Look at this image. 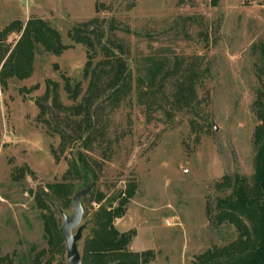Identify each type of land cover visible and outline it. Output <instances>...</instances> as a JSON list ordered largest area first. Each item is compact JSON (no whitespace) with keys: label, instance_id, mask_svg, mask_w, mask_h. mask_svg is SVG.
<instances>
[{"label":"rangeland","instance_id":"obj_1","mask_svg":"<svg viewBox=\"0 0 264 264\" xmlns=\"http://www.w3.org/2000/svg\"><path fill=\"white\" fill-rule=\"evenodd\" d=\"M94 18L115 28L132 82L116 106H93L80 145L71 138L83 115L70 108L89 83L87 50L67 34ZM33 22L46 28L27 43ZM0 48V73L10 57L0 76V264H67L61 214L71 216L72 197L87 187L80 256L97 210L123 198L112 226L133 235L127 250L147 260L140 264H200L236 240L235 223L216 216L240 180L252 184L264 140V0H0ZM153 62L162 69L141 95L137 79ZM66 81L81 84L77 100ZM78 151L94 184L68 179ZM58 184L67 191L53 193Z\"/></svg>","mask_w":264,"mask_h":264},{"label":"trees","instance_id":"obj_2","mask_svg":"<svg viewBox=\"0 0 264 264\" xmlns=\"http://www.w3.org/2000/svg\"><path fill=\"white\" fill-rule=\"evenodd\" d=\"M215 3H217V0H213V4ZM36 24L37 22H33L31 25H27L22 40L27 43L34 38L38 40L37 36L39 32H42L39 29H43L45 26L40 24L38 30H35L33 25ZM114 29L111 23L107 24L99 18H94L89 22L73 27L67 34L73 43L83 45L87 50L83 77L88 79L89 83L81 102L70 108L72 115L76 117L83 115L82 123H77L76 133L71 138V140H79L80 145H84L83 142L87 138L86 136L84 139V132L89 133L92 128L90 110L94 108L93 106L100 105L105 100L116 106L131 90L132 70L127 63V59L123 56L121 45L115 39H112ZM44 43L49 50L54 51L56 54H60V50L63 49L60 48L59 42L53 45L51 39L44 41ZM19 54H21L19 57V60H21L24 56L22 52H19ZM4 55L5 53H1L0 48V63ZM99 55L101 59L95 62ZM9 58L3 64L0 76L3 75L4 67L8 64ZM161 69V65L156 62L147 66L146 80L137 79L140 84H145V89L143 87L141 95L153 92L154 80ZM163 79L164 77L161 80L163 81ZM65 83V90L69 98L74 101L77 100L81 93V84L76 83L72 87L68 81ZM188 89L186 88V92L190 94ZM183 91L184 87L181 83L180 88H178L179 95ZM53 103L57 106L56 99ZM61 132L65 134L64 131ZM63 137L62 135V139ZM63 145L60 144V147H63ZM255 158L252 184L246 185L240 180L235 185L231 195L218 202L220 210L216 218L219 221L235 223L238 231L236 240L221 250L204 253L200 264H264V140ZM66 174L68 179L76 177L87 180L86 176H89L92 184L96 181L90 164L80 151L70 161L69 170ZM52 191L53 193H62L67 191V186L58 184L54 186ZM127 194L131 195L128 191ZM102 198L101 194H97L96 200L98 202ZM126 203L127 198H123L119 200L116 208L106 209L102 207L97 210L95 214L97 229L88 242L86 251L80 256L81 264H140L147 261L145 258H139L127 250L133 235L130 233L118 234L112 226L113 220L123 214V207ZM243 220L248 223L247 226L243 223Z\"/></svg>","mask_w":264,"mask_h":264},{"label":"water","instance_id":"obj_3","mask_svg":"<svg viewBox=\"0 0 264 264\" xmlns=\"http://www.w3.org/2000/svg\"><path fill=\"white\" fill-rule=\"evenodd\" d=\"M90 187L82 191H78L74 194L71 199L72 214L67 216L66 214H61L62 223L60 226V235L66 245V260L67 264H81L80 254L77 248V242L81 238L82 231L84 227L80 225L83 211L80 207V200L86 196ZM75 230V233L72 231Z\"/></svg>","mask_w":264,"mask_h":264}]
</instances>
